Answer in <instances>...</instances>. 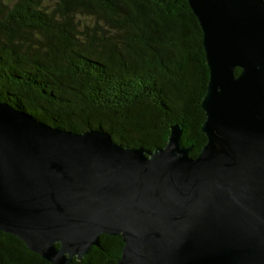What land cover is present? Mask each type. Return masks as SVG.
<instances>
[{
  "label": "water",
  "instance_id": "water-1",
  "mask_svg": "<svg viewBox=\"0 0 264 264\" xmlns=\"http://www.w3.org/2000/svg\"><path fill=\"white\" fill-rule=\"evenodd\" d=\"M187 1L208 67L199 153L179 123L150 150L0 99V232L49 264L102 234L121 237L115 264H264V0Z\"/></svg>",
  "mask_w": 264,
  "mask_h": 264
},
{
  "label": "trees",
  "instance_id": "trees-1",
  "mask_svg": "<svg viewBox=\"0 0 264 264\" xmlns=\"http://www.w3.org/2000/svg\"><path fill=\"white\" fill-rule=\"evenodd\" d=\"M204 54L187 0H0V99L62 129H104L125 146L161 147L179 123L188 154L199 153ZM122 246L102 234L72 264H115ZM0 264L49 263L0 232Z\"/></svg>",
  "mask_w": 264,
  "mask_h": 264
}]
</instances>
